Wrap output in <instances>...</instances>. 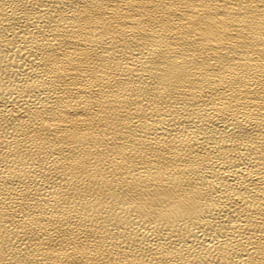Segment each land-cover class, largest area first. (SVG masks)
Wrapping results in <instances>:
<instances>
[{
  "label": "bare ground",
  "instance_id": "bare-ground-1",
  "mask_svg": "<svg viewBox=\"0 0 264 264\" xmlns=\"http://www.w3.org/2000/svg\"><path fill=\"white\" fill-rule=\"evenodd\" d=\"M0 264H264V0H0Z\"/></svg>",
  "mask_w": 264,
  "mask_h": 264
}]
</instances>
